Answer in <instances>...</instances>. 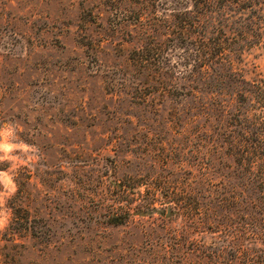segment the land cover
Masks as SVG:
<instances>
[{
	"label": "rangeland",
	"instance_id": "374dc122",
	"mask_svg": "<svg viewBox=\"0 0 264 264\" xmlns=\"http://www.w3.org/2000/svg\"><path fill=\"white\" fill-rule=\"evenodd\" d=\"M263 188L264 0H0V264H264Z\"/></svg>",
	"mask_w": 264,
	"mask_h": 264
},
{
	"label": "clouds",
	"instance_id": "9594fccd",
	"mask_svg": "<svg viewBox=\"0 0 264 264\" xmlns=\"http://www.w3.org/2000/svg\"><path fill=\"white\" fill-rule=\"evenodd\" d=\"M4 228V222L0 221V229Z\"/></svg>",
	"mask_w": 264,
	"mask_h": 264
},
{
	"label": "water",
	"instance_id": "95a60500",
	"mask_svg": "<svg viewBox=\"0 0 264 264\" xmlns=\"http://www.w3.org/2000/svg\"><path fill=\"white\" fill-rule=\"evenodd\" d=\"M170 215V209H167V216Z\"/></svg>",
	"mask_w": 264,
	"mask_h": 264
},
{
	"label": "trees",
	"instance_id": "16d2710c",
	"mask_svg": "<svg viewBox=\"0 0 264 264\" xmlns=\"http://www.w3.org/2000/svg\"><path fill=\"white\" fill-rule=\"evenodd\" d=\"M263 189H264V188H263ZM263 189H262V190H263ZM263 194H264V193H263Z\"/></svg>",
	"mask_w": 264,
	"mask_h": 264
}]
</instances>
